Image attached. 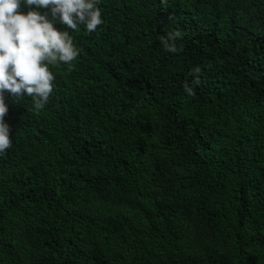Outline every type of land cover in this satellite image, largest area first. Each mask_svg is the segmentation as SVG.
Returning <instances> with one entry per match:
<instances>
[{
	"label": "trees",
	"instance_id": "obj_1",
	"mask_svg": "<svg viewBox=\"0 0 264 264\" xmlns=\"http://www.w3.org/2000/svg\"><path fill=\"white\" fill-rule=\"evenodd\" d=\"M97 6L88 33L21 0L78 55L42 109L4 93L0 264H264V0Z\"/></svg>",
	"mask_w": 264,
	"mask_h": 264
},
{
	"label": "clouds",
	"instance_id": "obj_2",
	"mask_svg": "<svg viewBox=\"0 0 264 264\" xmlns=\"http://www.w3.org/2000/svg\"><path fill=\"white\" fill-rule=\"evenodd\" d=\"M24 3L50 8L51 16H58L71 30L83 24L88 33H93L102 23L97 0H24ZM20 7L21 0H0V154H5L12 145L9 125L4 121L8 112L4 93L16 99L32 97L34 107L42 109L53 92L54 76L48 65L58 62L71 65L78 55L69 31H58L46 15L36 10L23 14ZM180 38L179 31L168 32L160 41L165 51L176 53L182 51L176 43ZM200 73L198 66L190 73L197 83ZM184 91L190 97L195 95L187 83Z\"/></svg>",
	"mask_w": 264,
	"mask_h": 264
}]
</instances>
